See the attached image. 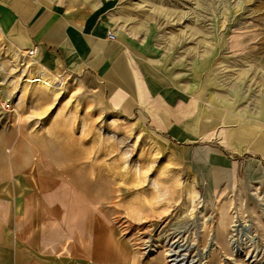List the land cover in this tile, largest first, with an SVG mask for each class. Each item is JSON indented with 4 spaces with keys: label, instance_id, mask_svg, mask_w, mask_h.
<instances>
[{
    "label": "rangeland",
    "instance_id": "374dc122",
    "mask_svg": "<svg viewBox=\"0 0 264 264\" xmlns=\"http://www.w3.org/2000/svg\"><path fill=\"white\" fill-rule=\"evenodd\" d=\"M85 2L107 13L139 71L154 70L155 102L124 114L94 74L60 70L44 75L56 95L19 60L37 87L21 117L44 135L54 120L43 163L68 191L59 219L106 220L138 264H264V161L249 148L264 133V0ZM224 152L237 161L212 170Z\"/></svg>",
    "mask_w": 264,
    "mask_h": 264
},
{
    "label": "crops",
    "instance_id": "0c3cea01",
    "mask_svg": "<svg viewBox=\"0 0 264 264\" xmlns=\"http://www.w3.org/2000/svg\"><path fill=\"white\" fill-rule=\"evenodd\" d=\"M98 9L85 0H0L3 95L14 109L0 110V264L139 263L138 255L108 232L106 220L59 219L70 207L68 191L43 163L54 160V120L45 125L44 135L41 120L20 114L23 99L37 87L20 80L25 71L17 74L19 60L31 61L43 76L56 70L94 74L110 104L124 114L155 102L154 82L147 78L153 69L148 63L137 69L130 46ZM111 32L115 41L108 39ZM35 47L38 53L28 57ZM30 108L43 112L41 104ZM249 148L259 163L254 165L261 166L264 133L254 136ZM222 155L207 162L212 170H226L237 161Z\"/></svg>",
    "mask_w": 264,
    "mask_h": 264
},
{
    "label": "built area",
    "instance_id": "2783aa9c",
    "mask_svg": "<svg viewBox=\"0 0 264 264\" xmlns=\"http://www.w3.org/2000/svg\"><path fill=\"white\" fill-rule=\"evenodd\" d=\"M108 39L115 41V33L111 32L108 34ZM39 51L38 47L33 48L32 50H30L28 52V57L33 58V56H35ZM2 70L0 69V110H5L7 112H12L13 109V104L12 101L8 98H5V96L3 95V86H4V82L1 76Z\"/></svg>",
    "mask_w": 264,
    "mask_h": 264
},
{
    "label": "bare ground",
    "instance_id": "6f19581e",
    "mask_svg": "<svg viewBox=\"0 0 264 264\" xmlns=\"http://www.w3.org/2000/svg\"><path fill=\"white\" fill-rule=\"evenodd\" d=\"M13 52H14V50H13ZM36 75H37V74H36ZM36 75H35V76H36ZM35 82H38V83L41 84L43 87H45V88L48 89V90H51L54 94L57 95L58 90H59L58 85L55 84V83H51V82L47 81V80L44 78L43 75H40V74H39V75L35 78ZM48 90H47V91H48ZM51 91H50V92H51ZM261 201H262V204H263V206H264V197L261 198ZM263 210H264V208H263ZM173 245H174V244H173ZM173 245H172V246H173ZM175 248H176V247H175ZM178 248H180V246H179ZM172 251H173V250H171V252H172ZM172 256H176V252L174 253V251H173ZM208 256H209V255H208ZM203 258H207L206 254L204 255Z\"/></svg>",
    "mask_w": 264,
    "mask_h": 264
}]
</instances>
